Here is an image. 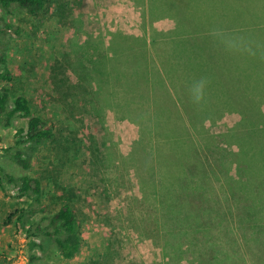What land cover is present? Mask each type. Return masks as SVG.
Returning <instances> with one entry per match:
<instances>
[{
  "label": "trees",
  "instance_id": "16d2710c",
  "mask_svg": "<svg viewBox=\"0 0 264 264\" xmlns=\"http://www.w3.org/2000/svg\"><path fill=\"white\" fill-rule=\"evenodd\" d=\"M169 1L163 9L160 0H128L129 12L120 17L115 11L123 9L117 4L100 29L84 35L82 51L48 67V81L65 111L77 103L79 117L90 113L102 124V147L112 140L113 153L101 157L103 177L112 161L127 173L129 184L135 181L136 187L127 190L129 200L131 205L143 201L147 211L133 217L132 225L137 220L133 226L140 236H153L159 244L154 264H205L206 254L193 246L182 250L170 240L171 215H160L157 199L169 190L168 212L181 205L178 226L192 229L191 234L204 229L215 237L221 226H229L223 220L228 215L238 220L243 238L264 233V13L249 10L254 0H185L187 13L178 0ZM68 5L65 0H0V127L8 130L17 119L25 120L12 145L1 150L0 192L21 205L2 225L14 226L26 239V264H55L45 260L49 253L70 260L82 238L70 201L52 212L43 202L42 180L55 184L53 176L32 173L36 154L57 134L25 96L12 95L8 36L21 30L9 18L49 15L78 33L68 21ZM158 13L165 16L153 24ZM67 115L70 126L83 122ZM109 123L114 129L107 132ZM215 125L224 132L211 133ZM81 141L74 138L73 147ZM86 143L92 145L89 158L95 165L98 144L93 138ZM183 190L193 191L192 198L209 196L214 204L220 200L223 207L189 212V201L178 204ZM239 255L214 253L212 264H241Z\"/></svg>",
  "mask_w": 264,
  "mask_h": 264
},
{
  "label": "rangeland",
  "instance_id": "374dc122",
  "mask_svg": "<svg viewBox=\"0 0 264 264\" xmlns=\"http://www.w3.org/2000/svg\"><path fill=\"white\" fill-rule=\"evenodd\" d=\"M65 1L69 4L68 21H73L76 26L75 30H79L78 33L60 26L57 18L49 17V15L31 17L17 14L9 18V21L21 30L19 36H8L7 56L8 67L13 75L12 95L25 96L35 113L47 122L54 124L57 134L56 141L36 154L32 173H38L44 178L51 174L54 178L55 184L48 183L46 178L42 180L45 195L43 202L47 206L48 212L54 211L63 202L70 201L80 223L82 245L74 258L62 260L54 253H49L44 258L55 264H154L157 260L159 244L153 236H140L138 228L133 226L138 225L137 220L132 225L133 217L139 215L141 217V214L147 211L143 210L142 206L145 204L143 201L138 200L131 205L130 194L127 190L136 187L135 181L129 184L125 179L127 173L120 167L121 165L117 164L116 166L112 161L103 177L104 171L101 166L104 161H101V157L104 158L109 152L113 153L115 147L112 140L108 139L106 147H102L105 136L102 124L90 113H83V116L79 117V111H76L77 103L73 105V111L71 106L65 111L64 104L58 98L56 100L55 95L51 92L48 81V67L54 61L64 59L66 54L82 51L80 42L83 41L84 35L90 34L92 30L100 29L103 18L117 4L125 12L115 11L116 17H120L124 13L128 14L129 8L126 7L128 0ZM178 1L179 3L176 4L179 5L180 10L183 9L187 13L185 0ZM167 2L171 3L169 0H160V5L164 6L163 9L169 7ZM253 2L257 3L253 4L249 10L257 11L258 15L264 13V2L261 0ZM246 5L251 6V4ZM137 7L139 8V6ZM225 10L227 11V9ZM156 15L157 17L153 16L152 18L153 24L165 16L164 13ZM253 27L255 28V26ZM245 32H247L246 27H243V34ZM83 62L87 63L85 60ZM67 112L71 113V117L78 115L83 122L71 121L70 126V122L67 121ZM111 124L109 123L107 132L114 129ZM20 127H25V120L17 119L14 122V127L8 130H2L0 127V140L2 139L0 155L3 148L12 145L15 131ZM210 130L213 134L224 132V128L219 125L212 126ZM89 137L98 144L99 164L95 161V165H92L90 161L89 150L92 145L86 143L90 139ZM74 138L76 141L82 140L77 147L72 145ZM220 147L224 148L223 145ZM93 154L98 156V152H93ZM103 179L106 182H103ZM192 192L183 190L180 203H178L183 204L185 200L189 201V212L195 211L199 206L203 208L207 205L212 210L223 207V203L219 199V203L214 204L209 196L207 200L197 194L192 198ZM185 193L188 194V197L184 196ZM169 194L170 192L167 190L161 197H158L159 213L162 217L171 215L168 225L171 233L170 240L178 243L182 250L186 251L187 248L188 251L192 250V247L188 246H193L207 256L210 253V258L205 257V264H212L211 255L219 252L239 253V257L242 258L241 264H264V233L258 232V235L255 236L254 232H248L243 238L242 231L239 230L238 223H236L238 220L236 221L235 217L232 218L228 215L223 220L229 226H221L223 227L220 228L221 233H216L215 237L210 236V231L204 229L199 234H191L192 229L179 228L178 226V209L181 205L176 206L175 212H168L171 205L168 207L167 203L170 202V199L166 196ZM18 201L8 199L0 192V264L27 263L26 239L22 237V234L17 235L14 226L2 225L9 214L21 207ZM161 202L165 203L163 208ZM186 209L183 210L186 211ZM181 214L183 216V213ZM233 221L235 227L230 226ZM256 238L257 242L262 245L255 243ZM203 247L205 251L202 250ZM190 255L191 253H188L187 257ZM189 263L193 264L188 260L181 264ZM172 264H178V260L173 261Z\"/></svg>",
  "mask_w": 264,
  "mask_h": 264
},
{
  "label": "crops",
  "instance_id": "0c3cea01",
  "mask_svg": "<svg viewBox=\"0 0 264 264\" xmlns=\"http://www.w3.org/2000/svg\"><path fill=\"white\" fill-rule=\"evenodd\" d=\"M2 141V139L0 140V142Z\"/></svg>",
  "mask_w": 264,
  "mask_h": 264
}]
</instances>
